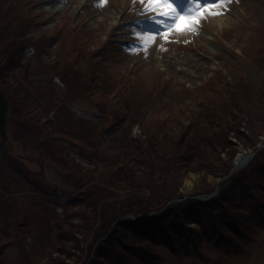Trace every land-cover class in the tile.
<instances>
[{
    "label": "trees",
    "instance_id": "1",
    "mask_svg": "<svg viewBox=\"0 0 264 264\" xmlns=\"http://www.w3.org/2000/svg\"><path fill=\"white\" fill-rule=\"evenodd\" d=\"M13 21L11 24L8 16L0 21V26L8 25L4 28L6 37L13 39L11 44L3 42L1 45L5 60L0 64V89L9 101L7 131L20 120L27 123L29 131L23 133H29L30 137L25 140L45 141L51 154L49 160L61 166L72 185V192L61 198L63 195L56 193L55 186L52 188L34 177L29 178L27 167L21 165L17 155H7L0 163L1 167L19 173L25 169L24 177L32 183L27 193L30 191L32 197H55L51 216L40 213L41 223L49 225L45 232L49 235L53 231L56 239L42 264H54L57 255L64 259L60 255L73 252L68 242L78 244L80 241L73 228L80 226L74 221L76 217L86 229L85 236L91 237L90 248L94 247L96 264H232L239 254L251 255L254 260L257 257L264 259V147L245 167L219 183L217 195L208 200L192 197L175 200L181 196L178 187L186 171L210 170L216 177L229 172L236 153L230 135L251 150L262 142L259 136L264 128V80L258 88L250 89L233 76V80L237 79L235 91L231 94L210 93L207 99L196 101L198 107H194V101L199 99L195 91L200 86L182 85L184 92L178 96H192L183 120L177 111L166 106L149 115L146 110L130 115V103L124 102L129 83L110 100L103 98L101 111L108 121L91 122L77 115L73 108L75 97L83 89L74 91L73 96L67 95L74 89L70 86L61 87L58 92H47L37 82H47L48 77L35 71L26 74L8 71L20 64L17 40L22 37L15 30ZM256 54L264 59L263 51ZM66 74L73 75L71 71ZM239 76H242L241 72ZM163 81L157 92L162 90ZM107 94L112 93L106 92L103 96ZM110 105L117 107L112 113L105 110ZM29 106L30 111L27 110ZM236 109L242 110L243 116H234ZM228 115H233L232 119H228ZM242 122H245L247 132L241 130ZM135 124L140 126L143 138L132 136ZM114 125H121L119 133L103 145L106 130ZM53 139L66 141L76 155L90 161L92 166H82ZM215 139L218 140L216 143ZM5 144L7 142L0 139V146ZM207 146L215 156L201 159L200 154ZM225 147L229 149L227 160L220 156ZM205 183L203 176L201 184L204 187L194 194L213 190L215 184L211 187L207 183L205 187ZM135 187H146L149 194L132 190ZM9 192L10 189H0V196L6 197L0 205V253L8 245L10 228L16 233L26 228V225L20 226L17 217V205L26 194L16 199L7 196ZM170 200L173 202L167 205ZM39 202L49 207L48 202ZM57 206L62 207V215L56 214ZM127 214L142 215L131 220L121 219ZM191 223H197L198 228H192ZM21 236L19 234L18 238L15 234L17 240ZM25 238L22 236V240ZM190 242L193 243L191 251L183 253V246ZM1 257L0 264L3 262ZM86 261L84 259L81 264Z\"/></svg>",
    "mask_w": 264,
    "mask_h": 264
},
{
    "label": "rangeland",
    "instance_id": "2",
    "mask_svg": "<svg viewBox=\"0 0 264 264\" xmlns=\"http://www.w3.org/2000/svg\"><path fill=\"white\" fill-rule=\"evenodd\" d=\"M186 2L177 9L181 14L190 9L195 10L192 0ZM210 2L212 0H200L202 6ZM146 3L147 0L143 3L141 0H104L103 3L100 0H0V21L8 16L12 24L13 19H16L13 21L15 30L22 37L17 40L20 64L10 67L8 71L16 74L35 71L48 77L47 82H37L47 92H58L61 87L70 86L74 89L67 95L73 96L74 91L83 89L75 97V113L98 123L108 121L101 111L103 98L110 100L115 92L128 87L129 83L124 102L130 103V115L143 110L149 115L166 106L171 111H177L181 120L185 119L188 113L186 105L192 100V96H178L184 92L182 85L200 86L195 91L199 99L194 101V107H198L196 101L207 99L210 93L215 95L217 91H222L223 94H231L235 91L237 79L233 80V76L250 89L261 85L264 80V59H260L256 52H264V0H227L221 8L213 9L219 14L203 15L199 30L181 33L166 27L173 23L170 17L145 11ZM5 27H8L5 23L0 26V64L5 60L2 43L11 44L13 40L4 34ZM165 31L168 32L167 39ZM146 35H151L152 40L147 46H142ZM67 71L73 75L66 74ZM161 80H164L161 83L162 90L157 92ZM106 92L112 94L103 96ZM115 109L117 107L114 105L105 108L109 113ZM27 110L30 111V106ZM233 115L241 117L243 112L236 109ZM233 115L227 118L232 119ZM26 127L27 123L22 120L12 124L7 144L0 146V163L7 155H17L21 165L28 168L25 169L29 178L34 177L36 181H43L52 188L55 186L56 193L62 194L61 198L65 197V193L72 192L67 174L61 166L49 160L51 154L45 141L25 140L30 137L29 133H23L24 130L29 131V127ZM134 128L135 138H143L141 128ZM120 129L121 125L108 128L103 145L116 136ZM241 130L247 132L245 122H242ZM229 138L235 142L236 148L232 162L239 150L242 149L244 153L251 150L240 144L236 137L230 135ZM259 138L264 140V128ZM217 141L214 140L215 143ZM53 142L61 143L76 161L80 160L66 141L53 139ZM204 149L200 154L201 159L215 156L211 147ZM228 150L225 147L220 151L221 158L227 160ZM80 163L82 166H92L88 160ZM25 169L19 173L0 166V189H10L6 195L16 199L26 194L17 205L19 224L26 225V228L19 233L10 228V237L5 239L8 245L0 253L2 264H42L52 243L56 241L53 231L47 235L45 231L49 225L44 226L40 219V213L51 216L55 197L43 195L46 199H40L32 197L30 191L27 193L32 183L24 177ZM191 175L195 177L192 184L188 185L187 180ZM203 176L206 178L205 187L207 183L212 187L217 178L213 172L188 170L182 176L178 192L185 195L197 192L204 187L201 184ZM100 185L105 187L106 183ZM132 190L149 194L146 187ZM5 198L0 196V205ZM39 201L48 202L49 207ZM58 207L55 209L56 214L62 215L63 209L60 206L62 211L59 213ZM74 221L80 225L73 227L80 241L78 244L69 241L73 252L60 255L64 259L57 255L58 260L54 264H81L84 259L87 260L84 264H96L92 252L94 247L90 248L91 237L85 236L86 229L82 227L79 217L74 218ZM15 234L18 238L19 234L26 238L22 240L21 236L17 240ZM254 259L251 255L244 257L239 254L232 264L264 263L263 258Z\"/></svg>",
    "mask_w": 264,
    "mask_h": 264
},
{
    "label": "snow or ice",
    "instance_id": "3",
    "mask_svg": "<svg viewBox=\"0 0 264 264\" xmlns=\"http://www.w3.org/2000/svg\"><path fill=\"white\" fill-rule=\"evenodd\" d=\"M100 2L103 3L104 0H100ZM141 2L143 3L144 0H141ZM226 2L227 0H212V2L202 6L200 0H192V3L196 6L195 10L190 9L181 14L171 0H147L145 11L157 13L162 17H170L173 23L171 25H166V27L174 29L177 33H181L193 29L199 30L203 15L205 13L209 15L219 14L213 11V9L221 8ZM153 19H155V17H153ZM164 36L167 39V31L164 32ZM151 40V35L144 36L142 46H147Z\"/></svg>",
    "mask_w": 264,
    "mask_h": 264
},
{
    "label": "water",
    "instance_id": "4",
    "mask_svg": "<svg viewBox=\"0 0 264 264\" xmlns=\"http://www.w3.org/2000/svg\"><path fill=\"white\" fill-rule=\"evenodd\" d=\"M8 106L9 102L0 89V137L3 140L7 139ZM236 167L237 165L233 167L232 170H234Z\"/></svg>",
    "mask_w": 264,
    "mask_h": 264
},
{
    "label": "bare ground",
    "instance_id": "5",
    "mask_svg": "<svg viewBox=\"0 0 264 264\" xmlns=\"http://www.w3.org/2000/svg\"><path fill=\"white\" fill-rule=\"evenodd\" d=\"M184 1H185V0H171L172 3L174 2V6H175L177 9L181 8L180 6L183 5ZM185 3H187V2L185 1ZM179 5H180V6H179ZM245 152H246V151H245ZM246 161H247L246 153H244V152L242 151V149H241V150L239 151L238 155H237L236 158H235V163H236L237 165L242 166V165H244V164L246 163ZM194 177H195L194 175H191V176H190V178L187 180V184H188V185L192 184V179H193Z\"/></svg>",
    "mask_w": 264,
    "mask_h": 264
}]
</instances>
